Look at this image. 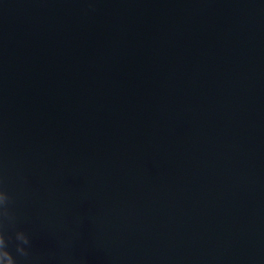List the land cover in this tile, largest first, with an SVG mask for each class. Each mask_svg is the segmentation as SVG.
<instances>
[{
  "label": "water",
  "instance_id": "95a60500",
  "mask_svg": "<svg viewBox=\"0 0 264 264\" xmlns=\"http://www.w3.org/2000/svg\"><path fill=\"white\" fill-rule=\"evenodd\" d=\"M0 233L16 264H264V0H0Z\"/></svg>",
  "mask_w": 264,
  "mask_h": 264
},
{
  "label": "clouds",
  "instance_id": "9594fccd",
  "mask_svg": "<svg viewBox=\"0 0 264 264\" xmlns=\"http://www.w3.org/2000/svg\"><path fill=\"white\" fill-rule=\"evenodd\" d=\"M19 233L21 235L19 237L16 235V239L18 241H21L23 244H28L29 243L28 237L23 232H19ZM0 250H2L3 252V255L0 256V264H4L5 260H10L12 264H16L15 259L13 258L11 253L7 250V241L3 233H0ZM17 251L22 255H27L25 249L20 245H17Z\"/></svg>",
  "mask_w": 264,
  "mask_h": 264
}]
</instances>
